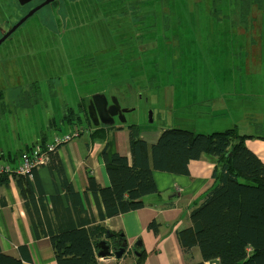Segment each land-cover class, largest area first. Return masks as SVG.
I'll list each match as a JSON object with an SVG mask.
<instances>
[{
	"label": "rangeland",
	"instance_id": "obj_1",
	"mask_svg": "<svg viewBox=\"0 0 264 264\" xmlns=\"http://www.w3.org/2000/svg\"><path fill=\"white\" fill-rule=\"evenodd\" d=\"M189 2L198 5L192 0H56L32 15L0 45V148H5L4 152L15 148L44 124L48 136L62 134L67 128L61 123L64 109L76 108L81 99L88 100L95 94L107 99L124 96L119 105L130 111L121 125L126 129L137 125L140 133H148L147 137L174 128L177 116H195L199 126L211 125L215 100L202 106L196 101L191 105V99H216L222 86L213 75L252 79L256 73L264 78V30H260L255 8L249 28L251 44L245 46L246 53L235 55L243 59L247 54L248 58L245 66L234 67L235 37L230 28L234 27L238 0L218 2L216 13L209 5L208 9H193ZM167 4L171 10L166 27L154 24L141 30L137 21L150 20ZM26 12L16 0H0V33ZM153 22H144V26ZM241 28L245 33L246 19ZM148 32L159 35L161 42L156 36H146L142 41V35ZM132 51L136 60L144 63L136 72L137 79H141V72L146 73L138 83L130 79L132 69L126 67L132 61ZM252 61L256 66L262 63L253 69ZM251 83L241 85V100L251 86L257 91V83ZM173 94L187 107L173 109ZM242 101L245 104L240 111L245 105L254 107L251 98ZM245 118L256 133L261 132L264 120L261 124L258 117ZM51 120L54 126L47 129ZM258 139L264 140V136Z\"/></svg>",
	"mask_w": 264,
	"mask_h": 264
},
{
	"label": "trees",
	"instance_id": "obj_2",
	"mask_svg": "<svg viewBox=\"0 0 264 264\" xmlns=\"http://www.w3.org/2000/svg\"><path fill=\"white\" fill-rule=\"evenodd\" d=\"M220 1L223 0H209L208 4L206 0H192L198 5L189 3L193 9H204L209 5L213 13H216L217 3ZM170 10L171 7L167 4L165 10L152 15L150 20L148 17L142 18L137 23L142 25L141 30L143 27L151 29L154 24L166 27L165 21ZM255 10L259 14L260 30H264V0H238L233 26L244 27L246 19V29H249ZM144 22L153 24L144 26ZM146 36H156L161 42L156 33L143 34L142 41L146 40ZM129 48L128 44L126 50ZM139 48H135V51L138 52ZM135 51L131 53L130 66L126 67L132 69L130 79H135L138 83L146 73L141 72V79H137L136 72L144 63L136 60ZM166 53L169 54V51ZM32 91L37 92L36 89ZM123 98L124 96L116 97L118 101ZM88 101L89 99H81L76 108L64 109L61 123L67 128L62 134L56 133L48 142L41 140L38 144L27 145L19 153L2 155L0 165L8 164L14 169L24 156L30 159L35 148L46 152L47 144H55L56 137L72 135L75 129L78 131L77 135L93 129L91 137L99 136V127L104 126L92 125ZM50 126H54V120L47 124L48 129ZM39 131L41 128L35 132ZM127 132L130 160L118 154L109 157L106 144L101 156L105 162L109 186H99L88 174L84 198L64 177L57 154L64 144L47 152V167L60 178L66 206L58 193L49 197L44 195L37 179V171H31V180L36 184L37 194L32 191L28 175L20 176L15 172L0 175V185L8 186L10 181L15 184L35 238L49 239L56 264H99L96 244L102 241L113 251L125 250L127 246L124 235L107 230L101 225L102 222L142 208L143 198L146 196H159L152 176L153 170L187 176L189 163L204 156L214 160L213 185L203 193L199 205L190 212L191 227L177 232V240L185 258L190 256L192 249L197 248L201 261L193 263L189 260V264H206L213 260H219L220 264H264V164L245 145L247 139L261 137L242 135L236 128L209 134L169 128L161 130L154 144H147L141 138L137 125L127 126ZM40 137L45 138L44 131L40 132ZM88 194L94 200L97 217H94L88 203ZM156 227L153 222L148 229L155 232ZM138 249L137 264H144L145 252L141 247ZM19 253L21 258L0 252V264H23L25 260L30 261L25 246L19 247Z\"/></svg>",
	"mask_w": 264,
	"mask_h": 264
},
{
	"label": "crops",
	"instance_id": "obj_3",
	"mask_svg": "<svg viewBox=\"0 0 264 264\" xmlns=\"http://www.w3.org/2000/svg\"><path fill=\"white\" fill-rule=\"evenodd\" d=\"M242 29L241 27L230 28V34L235 37L233 65L238 68L245 66L248 57L246 54L243 59H237L235 55L238 52L246 53L245 46L251 44L250 30L244 28L246 30L244 33L241 32ZM219 61L223 68L220 58ZM257 66L256 62H251V68L256 69ZM212 77H218L215 82L222 86V92L217 95L216 99L207 96L191 99L190 102L192 105V101H196L197 104L203 106L204 103L215 100L216 108L213 111L211 125L199 126L198 117L195 116H177L173 127L197 133L205 132V134L213 133L211 131L222 132L236 128L242 135L264 136V127L260 133H256V129L245 118V116L251 115L258 117L260 123H263L264 78L257 77L256 73L252 74V79L249 77L234 78L232 75L225 77L213 75ZM245 83H251V85L257 83V91L255 92L253 90L255 87L251 86L248 94L242 99L251 98L254 101V107L245 105L240 111V106L245 104L241 100V85ZM180 100L178 95H172L170 101L173 109L181 106L187 107V104H181ZM250 109L251 111H249ZM99 129H101L99 136L91 137L93 129H90V131L77 135V139L74 137L73 140L62 145L57 151L66 181L73 185L75 191L82 198L86 193L88 174L95 179L99 186H109L105 162L101 156V151L106 144H108L109 157L112 154H118L130 160L128 132L125 126L114 124L113 126L99 127ZM41 131H44L43 127ZM41 131L34 132L29 136V140L20 142L15 148L6 149V152H4L5 148H0V156L19 153L25 146L38 144L41 140L48 142L49 138L56 134L48 136L44 132V138L40 137ZM147 134L141 132L140 136L147 144H154L160 132L157 131L148 137ZM245 145L264 164V140L247 139ZM213 166L214 160L204 156L189 163L187 176L153 170L152 176L159 196H146L143 198L144 206L142 208L105 219L102 222L101 225L107 230L124 235L127 248L123 249L124 253L120 259L113 255L109 259L97 257L99 264H137L136 259L139 257L140 251L138 247H141L145 252L144 264H189V260L193 263L200 262L201 255L197 248L192 249L190 256L185 258L177 240V232L191 227L190 212L199 205L203 193L213 185ZM36 175L44 195L49 197L58 193L66 206L63 188L57 173L49 170L47 166H42L37 169ZM31 187L33 193L37 194L36 184L32 180ZM87 200L94 217H97V208L90 194H88ZM153 222L157 225L155 232L148 229L149 224ZM21 246L26 247L30 257V261L25 260L23 264H56L49 239L35 238L18 189L10 181L8 186L0 185V252L14 258H21L19 253ZM109 251L116 252L110 247Z\"/></svg>",
	"mask_w": 264,
	"mask_h": 264
},
{
	"label": "water",
	"instance_id": "obj_4",
	"mask_svg": "<svg viewBox=\"0 0 264 264\" xmlns=\"http://www.w3.org/2000/svg\"><path fill=\"white\" fill-rule=\"evenodd\" d=\"M21 6L28 4L32 0H17ZM55 0H45L39 6L35 7L31 11H29L24 17H22L15 25H13L1 38L0 45L7 39L9 36L20 27L28 18H30L36 11L41 8L49 5ZM110 105L108 103V99L103 94H95L88 101V113L89 118L94 127L99 126H113L115 121L114 117L117 116L120 124L125 123L124 114L128 113L130 109H123L120 107L118 100L115 97H111L109 99ZM133 110V109H131ZM149 122L151 123V115L149 116ZM96 248L98 250L97 257L101 259H109L110 257L115 256V258L120 259L124 253L123 249H120L114 253L109 251V246L105 242H100L96 244ZM207 264H220L219 260H213L208 262Z\"/></svg>",
	"mask_w": 264,
	"mask_h": 264
},
{
	"label": "built area",
	"instance_id": "obj_5",
	"mask_svg": "<svg viewBox=\"0 0 264 264\" xmlns=\"http://www.w3.org/2000/svg\"><path fill=\"white\" fill-rule=\"evenodd\" d=\"M76 136L77 134L73 131L72 135L67 134L63 136V138L56 137L54 139L55 144L49 143L46 145V150H47L46 152H43L38 147L35 148L31 154L33 156L30 157V159L24 156L22 161L19 163V166H17L14 169L11 168V166L8 164L0 165V175L4 173L15 172L17 175H20V176L28 175V177L31 179L32 177L31 171H36L41 166L47 165V161L49 159L47 152L54 151L57 146L70 142Z\"/></svg>",
	"mask_w": 264,
	"mask_h": 264
},
{
	"label": "flooded vegetation",
	"instance_id": "obj_6",
	"mask_svg": "<svg viewBox=\"0 0 264 264\" xmlns=\"http://www.w3.org/2000/svg\"><path fill=\"white\" fill-rule=\"evenodd\" d=\"M36 0H32V1H30L28 4H26V5H24V6H21L19 3H18V1L16 0V2H17V4L20 6V7H22L23 9L25 8V9H27V12L24 14V16L29 12V11H31L32 9H34L35 7H37V6H39L41 3H43V1H45V0H42L41 2H39V3H37V4H34V5H31L33 2H35ZM56 1V0H55ZM42 9V8H41ZM40 9V10H41ZM39 11V10H38ZM38 11H36L35 13H37ZM34 13V14H35ZM33 14V15H34ZM23 16V17H24ZM29 19V18H28ZM18 21H15L13 24H11L9 27H8V30L13 26V25H15L16 23H17ZM8 30H5V32H7ZM4 32V33H5ZM4 33H0V35L1 36H3L4 35ZM11 36V35H10ZM9 36V37H10ZM108 103H109V105H110V101H109V99H108ZM125 115V114H124ZM114 121L116 122H119L118 121V118H117V116L116 117H114ZM121 125V124H120ZM76 134L78 133V131H77V129H75V130H73Z\"/></svg>",
	"mask_w": 264,
	"mask_h": 264
},
{
	"label": "clouds",
	"instance_id": "obj_7",
	"mask_svg": "<svg viewBox=\"0 0 264 264\" xmlns=\"http://www.w3.org/2000/svg\"><path fill=\"white\" fill-rule=\"evenodd\" d=\"M114 124H115V123H114ZM104 127H107V126H104ZM46 166H47V165H46ZM41 167H42V166H41ZM36 171H37V170H36ZM31 179H32V177H31ZM31 179H30V180H31Z\"/></svg>",
	"mask_w": 264,
	"mask_h": 264
}]
</instances>
